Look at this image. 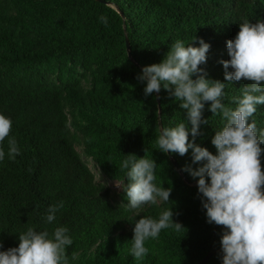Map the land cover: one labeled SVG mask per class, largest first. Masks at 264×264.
Returning <instances> with one entry per match:
<instances>
[{
	"label": "trees",
	"instance_id": "1",
	"mask_svg": "<svg viewBox=\"0 0 264 264\" xmlns=\"http://www.w3.org/2000/svg\"><path fill=\"white\" fill-rule=\"evenodd\" d=\"M210 253L264 264V0H0V264Z\"/></svg>",
	"mask_w": 264,
	"mask_h": 264
},
{
	"label": "rangeland",
	"instance_id": "2",
	"mask_svg": "<svg viewBox=\"0 0 264 264\" xmlns=\"http://www.w3.org/2000/svg\"><path fill=\"white\" fill-rule=\"evenodd\" d=\"M77 150L81 153L82 152V147L81 146H77ZM84 160L87 161L89 168L92 170V172L95 173L97 180L99 181H104L106 182L109 187L112 188V190L114 191V193L116 194V196H118V198H120V195L122 194H126L127 196H130L128 190L125 187V184L123 182H117V181H111V180H106L100 173L99 169L97 168V166L91 162L90 160H88L87 158L84 157ZM130 200L133 203H139L141 198L140 197H136V196H130Z\"/></svg>",
	"mask_w": 264,
	"mask_h": 264
},
{
	"label": "water",
	"instance_id": "3",
	"mask_svg": "<svg viewBox=\"0 0 264 264\" xmlns=\"http://www.w3.org/2000/svg\"><path fill=\"white\" fill-rule=\"evenodd\" d=\"M127 41V51H128V53H129V55H130V43H129V41H128V39L126 40ZM160 113V112H159ZM162 132V131H161ZM162 134H163V132H162ZM164 144L166 145V147H167V143H166V141L164 140ZM167 149H168V147H167ZM168 153L170 154V151H169V149H168ZM170 158H172L171 156H170ZM214 255V253H210V254H208L202 261H200L198 264H206L209 260H210V258L212 257Z\"/></svg>",
	"mask_w": 264,
	"mask_h": 264
}]
</instances>
